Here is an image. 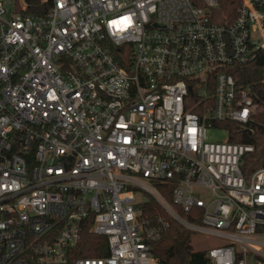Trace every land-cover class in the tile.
Returning a JSON list of instances; mask_svg holds the SVG:
<instances>
[{
	"label": "built area",
	"instance_id": "obj_1",
	"mask_svg": "<svg viewBox=\"0 0 264 264\" xmlns=\"http://www.w3.org/2000/svg\"><path fill=\"white\" fill-rule=\"evenodd\" d=\"M216 5L0 0V264H164L149 198L215 238L211 264H264V163L244 172L254 146L227 133L254 101L226 69L264 52V0L229 24ZM88 220L107 254L74 256Z\"/></svg>",
	"mask_w": 264,
	"mask_h": 264
},
{
	"label": "trees",
	"instance_id": "obj_2",
	"mask_svg": "<svg viewBox=\"0 0 264 264\" xmlns=\"http://www.w3.org/2000/svg\"><path fill=\"white\" fill-rule=\"evenodd\" d=\"M33 4L36 0H28ZM239 0H217V5L210 11L212 21L229 24L236 15ZM31 10H34L30 6ZM236 86L248 87L253 96L254 104L264 109V52L257 59L245 64L228 66ZM214 72L209 74V87L213 86ZM226 123L215 121L214 124ZM228 125V122H227ZM227 131L229 141L251 143L254 149L246 152L243 156L241 168L244 172L263 165L264 163V122L256 120L243 127L237 123L230 122ZM169 197V192L166 193ZM141 214L145 216L150 224H155L160 216L167 225L162 231L161 237L151 242V251L164 264H211L205 249H195L190 244L189 230L175 220L170 214L154 200L149 198L141 203ZM185 218L190 214L180 212ZM91 221L88 220L82 228L81 238L75 249L74 256L87 257L105 255L108 251L105 236L90 231Z\"/></svg>",
	"mask_w": 264,
	"mask_h": 264
},
{
	"label": "rangeland",
	"instance_id": "obj_3",
	"mask_svg": "<svg viewBox=\"0 0 264 264\" xmlns=\"http://www.w3.org/2000/svg\"><path fill=\"white\" fill-rule=\"evenodd\" d=\"M252 118L257 122H264V109L262 107H257L255 104L252 105ZM227 137V133L221 129L211 128L206 132V141H223ZM137 199H145L147 194L145 192H138ZM214 237L211 235L202 236V235H192L190 244L195 249H200L207 247L214 243Z\"/></svg>",
	"mask_w": 264,
	"mask_h": 264
}]
</instances>
